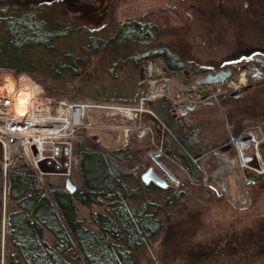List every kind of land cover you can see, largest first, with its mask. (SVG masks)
Masks as SVG:
<instances>
[{"label":"rangeland","instance_id":"rangeland-1","mask_svg":"<svg viewBox=\"0 0 264 264\" xmlns=\"http://www.w3.org/2000/svg\"><path fill=\"white\" fill-rule=\"evenodd\" d=\"M16 1L24 6L58 1L53 15L82 27L81 35L56 41L52 53L36 50L32 56L35 60L58 62L62 58L61 52L77 55L84 42L82 34L94 31L100 39L107 40L120 24L139 21L156 29V41L151 47L170 52L176 57L175 61L178 59L185 67L140 80V69L146 71L148 63L145 59L137 66L128 62L121 69H113L116 78L111 80L107 63L114 64L119 58L131 57L138 48L128 45L104 54L84 56L80 53L81 58L87 59V67L80 78H65L52 84L50 87L53 93L57 92L56 97L47 95L28 74L0 69V100L13 102V95L20 87L30 83L41 90L33 96L36 106L42 103L48 106L49 112L43 111V114L51 113L50 117L56 118L59 115L55 112L57 108L62 110L72 104L85 107L83 125L65 132V140L71 149L70 178L71 170L77 164L73 156L77 144L101 152L134 149L141 163L147 166L148 154L159 151L164 142L174 149L178 137H185L192 128L198 131L196 137L204 143L203 155L192 163L200 178L195 182L182 163L170 156L164 158L179 187L170 183L173 188L149 193L148 198L155 203L156 216L163 226L147 248L135 251L136 264H264V170L255 172L242 168L237 150L228 155L219 151L214 155L209 153L213 146L218 147L230 135L234 139L246 129L245 132L255 136L258 145L256 150L250 147L244 156H254L264 164L263 72L253 76V80L248 79V73L254 69L253 61L264 62V0ZM153 60L160 67L165 66L162 60ZM201 69L233 72L232 80L221 88L216 85L203 87L213 89L212 94L226 91L228 96L244 92L238 98H226L224 103L205 110L197 107L187 112L182 121L184 130L178 133L169 125L165 113L179 102L196 99L200 90L193 79L199 78L196 73ZM183 70L188 74L184 75ZM62 85L65 90H55V86L61 88ZM116 93L121 96H115ZM242 106L247 109L241 110ZM119 111H130L131 116L126 117ZM193 153L187 151L185 155L192 159ZM30 158V154L20 151H11L5 156L0 145L2 198L7 171L29 167ZM35 172L42 184L65 178ZM75 205L78 220H83L86 228L95 231L88 222L89 212L101 208L83 207L78 202ZM3 232L2 218V235ZM44 238L53 244L54 239L48 232L44 233Z\"/></svg>","mask_w":264,"mask_h":264},{"label":"trees","instance_id":"trees-1","mask_svg":"<svg viewBox=\"0 0 264 264\" xmlns=\"http://www.w3.org/2000/svg\"><path fill=\"white\" fill-rule=\"evenodd\" d=\"M57 4L47 1L24 6L16 0H0V69L28 74L47 95L56 97L52 84L82 76L87 59L81 54H104L128 45L138 48L131 57L107 63L111 80L116 78L113 69H121L128 62L137 66L150 58H163L171 71L185 68L170 52L151 47L156 29L139 21L120 24L107 40L94 31L82 34L84 42L77 55L61 52L58 62L35 60L32 56L36 50L50 54L56 41L81 35L82 27L53 15ZM253 62L249 81L262 72L264 78V62ZM65 89L55 86L58 92ZM162 146L167 154L181 157L189 176L199 180V171L185 155L167 142ZM73 156L77 164L70 173L76 187L72 194L65 190L63 177L59 182L42 184L31 167L7 171L3 198L0 191V264H136L135 251L147 248L160 233L163 224L148 195L164 189L141 181L147 166L134 149L101 152L77 144ZM76 202L101 208L89 212L88 222L95 231L78 220ZM45 232L53 237V244L45 240Z\"/></svg>","mask_w":264,"mask_h":264},{"label":"built area","instance_id":"built-area-1","mask_svg":"<svg viewBox=\"0 0 264 264\" xmlns=\"http://www.w3.org/2000/svg\"><path fill=\"white\" fill-rule=\"evenodd\" d=\"M227 83V82H226ZM225 84V83H224ZM222 84V85H224ZM220 88L221 85H216ZM34 96V95H33ZM31 95V97H33ZM154 99V98H152ZM46 102H51L45 100ZM12 101L10 99H1L0 100V145H1V152L5 156L9 152L16 153L18 151L23 152L24 154L28 153L31 155L29 167L36 170L40 175L37 169V163L42 160H55L57 156V151L55 150L56 145L58 144H68L69 145V164L68 168L70 171L71 167V149L70 144L65 140V132L72 129H78L83 125V118H84V109H82L83 105L80 104H72L65 106L63 111V115L61 119L58 120L56 118L50 117L48 114H43L42 111H30L28 110L24 117L18 118L14 115L13 111L11 110ZM42 105V104H41ZM76 109L78 114L71 115L69 112L65 110L67 108ZM81 109V111H80ZM76 117V121H75ZM69 120L68 122L71 123L70 126L66 130H61L60 128H54L55 124L60 122H65V119ZM42 124V125H39ZM44 124V125H43ZM39 127L45 128H53L50 132H41L38 130ZM59 131V132H56ZM245 143L242 145L236 144V150L240 157L244 159L242 160V168L250 171L258 172L261 169L259 168L260 160L253 156V158L249 156H244V152L247 151L250 147L254 150L257 149V139L251 132H245ZM249 151V150H248ZM247 151V152H248ZM256 168V169H254Z\"/></svg>","mask_w":264,"mask_h":264},{"label":"flooded vegetation","instance_id":"flooded-vegetation-1","mask_svg":"<svg viewBox=\"0 0 264 264\" xmlns=\"http://www.w3.org/2000/svg\"><path fill=\"white\" fill-rule=\"evenodd\" d=\"M158 59L164 61V59L161 58V57L158 58ZM149 60H153V59H148V61ZM163 63H164L165 66L160 67L159 63H155L154 60H153V64L151 66L150 74L152 76H153V74H155L156 76H160L163 73H167L169 71L168 66L166 65L165 61ZM147 65H148V63H147ZM156 66H158V67H156ZM220 70H223V69H220ZM148 71H149V69L146 67V71L144 73V76H146L148 74ZM185 71H187V70H183V74H184ZM218 71L219 70H217L215 72H210V71L206 72V70H202L201 69L200 71H197L196 75L199 78H201V77L205 76L206 74L216 73ZM203 87H205V86H200V85L198 86V88L200 90V93L198 94V96H196V99L194 101L190 100V101L179 102L175 107H171L169 112H166V114H167L166 116L169 119L168 120L169 125H172L174 128H176L178 133H179V130L180 131L184 130L183 127H185V125L182 124V121H183L186 113L191 111V110L187 109L186 113L184 115H182L181 112H182V106L183 105H186L188 103H194V107H193L192 110L196 109L197 107L199 109H204L205 110L209 106L212 107V106H215L216 104L218 105V104L224 103L226 101V98H233V97L230 96L232 93L229 94L228 96H226V94H227L226 91L225 92H223V91L222 92L215 91L212 94L211 92L213 91V89L212 90L206 89V88L204 89ZM242 109L246 110L247 106H244V107L242 106L241 110ZM228 114H230V113H228ZM171 121H172V123H171ZM230 123L232 124L231 120H230ZM186 126H187L186 128H188V125H186ZM245 130L246 129H243L237 136L234 137V139L231 137L232 135H230V137L228 139H226L223 143H221L218 147L213 146L212 148H210L209 149V153H211L213 155L216 154V152H218V151L223 153V154H227V155L229 153H232L233 151L236 150L235 143L239 144V145H242V144L245 143V136H244L245 135L244 134ZM235 131H237V129H235ZM197 132H198L197 130L192 128V130L188 131V134H186L185 137H182V138L178 137V139L175 140L176 147H177L176 149L178 151H180V153H182L183 155H185L187 151L194 152L193 153L194 155L195 154L203 155L202 154V145L204 143H202V141L196 137L197 136ZM150 153H157L158 156L155 159H153L148 154L149 158H148V161H147V169L152 168L155 173H157V174H159V172L161 173V176L165 179V181L167 183V186H166V188L164 190H168L171 187L170 183H173L176 187H179L178 180L176 179V181H175V180L171 179L170 176H168L167 173L163 169L160 168L159 164H162V166H164V168L166 170H168V171H170L172 173L170 168L164 163V158H168V156H170L176 162H179V163H182V158L179 157V156H175L174 154L173 155L167 154L165 152V150L163 149V146L161 147V149L159 151H154V152H150ZM187 158L190 160V157H187ZM247 180L248 179H246V181ZM171 188H173V187H171Z\"/></svg>","mask_w":264,"mask_h":264},{"label":"water","instance_id":"water-1","mask_svg":"<svg viewBox=\"0 0 264 264\" xmlns=\"http://www.w3.org/2000/svg\"><path fill=\"white\" fill-rule=\"evenodd\" d=\"M153 64V60L148 61L147 68L149 69L148 74L146 75L147 78H151L152 75L150 74L151 66ZM158 67V66H156ZM144 69H140L139 72V79L143 80L144 79ZM188 72H184V75H187ZM233 78V72L231 70H219L216 73H209L206 74L205 76L194 79L193 82L197 85L200 86H211V85H222L226 82L231 81ZM249 88V87H248ZM244 90L232 93L230 96L233 98H238L243 94ZM194 107V103H188L186 105L182 106V115L186 113V110H192ZM55 150L57 151V156L55 157V160H42L37 163V169L40 173L43 175H50V174H55L59 176H64V188L67 192L70 194L74 193L76 187L71 180L69 176V157H68V152H69V145L68 144H58L55 147ZM149 156L153 159H155L158 154L157 153H149ZM202 158L201 154H195L193 155L192 159L190 160L194 163L199 161ZM160 168L163 169L168 176H170L171 179L176 181V178L174 175L166 170L162 164H159ZM141 181L144 184H149L153 183L156 187L160 189H165L167 186V183L163 177H160L157 173L153 171L152 168L147 169L140 177ZM246 184L249 183V180L245 182Z\"/></svg>","mask_w":264,"mask_h":264},{"label":"bare ground","instance_id":"bare-ground-1","mask_svg":"<svg viewBox=\"0 0 264 264\" xmlns=\"http://www.w3.org/2000/svg\"><path fill=\"white\" fill-rule=\"evenodd\" d=\"M32 86V87H31ZM38 86H36L35 84L31 85L30 83H26V84H23L22 87H20L21 89L18 91V93H16L15 95H13V103H12V106H11V110L13 111L14 115L18 118H21V117H24L25 114L27 113L28 110L32 111H46V112H49V109H48V106L47 105H44L42 103V105H37L36 106V100L33 99V97H31V95L33 96L34 94H39L41 92V90L39 89V87L37 88ZM159 95V93L157 94ZM12 96V95H11ZM35 96V95H34ZM154 96H152V98H154ZM21 101H23L24 103L21 104ZM82 109L85 110V107L82 106ZM66 112H69V114L71 115H76V113L78 114L77 110L76 109H71V108H67L65 110ZM81 111V109H80ZM58 115V120L61 119V116L63 115V111L60 109V108H57L56 111H55ZM121 114H123L124 116L126 117H129L131 116V112L130 111H119ZM129 114H127V113ZM65 119V122H60V124L56 123L54 128H57V129H61V130H66L71 123H69L66 118ZM76 117H75V121H76ZM39 125H42V124H39ZM44 125V124H43ZM53 128H45V127H39L38 130L45 133V132H50ZM56 132H59V131H56ZM244 159V157L241 158V162L242 160ZM260 165V169L261 170H264V164L263 163H259Z\"/></svg>","mask_w":264,"mask_h":264},{"label":"snow or ice","instance_id":"snow-or-ice-1","mask_svg":"<svg viewBox=\"0 0 264 264\" xmlns=\"http://www.w3.org/2000/svg\"><path fill=\"white\" fill-rule=\"evenodd\" d=\"M24 102L23 101H21V104H23Z\"/></svg>","mask_w":264,"mask_h":264}]
</instances>
